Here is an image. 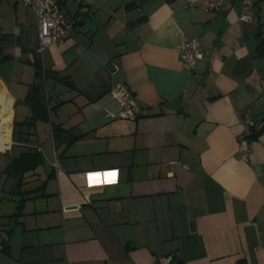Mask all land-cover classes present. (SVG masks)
<instances>
[{
    "label": "crops",
    "instance_id": "obj_1",
    "mask_svg": "<svg viewBox=\"0 0 264 264\" xmlns=\"http://www.w3.org/2000/svg\"><path fill=\"white\" fill-rule=\"evenodd\" d=\"M59 1L73 23L62 44L38 52L35 16L20 0L23 16L16 9L12 28L0 24L10 141L13 122L32 116L31 85H43L48 110L31 143L44 175L41 166L25 175L20 209L15 179L1 172L25 146L0 149V188L13 202L0 209V264H154L165 255L173 264H264V130L247 158L238 151L245 115L264 129V0L248 21L243 0L218 12L190 0ZM191 39L193 69L179 55ZM118 81L142 108L135 121L105 117L118 110ZM52 125L80 137L54 140ZM107 170L115 182L86 187L87 173Z\"/></svg>",
    "mask_w": 264,
    "mask_h": 264
},
{
    "label": "built area",
    "instance_id": "obj_2",
    "mask_svg": "<svg viewBox=\"0 0 264 264\" xmlns=\"http://www.w3.org/2000/svg\"><path fill=\"white\" fill-rule=\"evenodd\" d=\"M22 5L30 8L35 16L36 31L38 37V52H41L44 48L62 44L68 38L73 23L64 13L59 0H20ZM233 0H190L192 5L201 4V7L208 12H218L224 7L230 5ZM254 0H243L244 12L240 19L242 21H248L250 15L247 11L253 5ZM199 42L197 39L186 40L183 46L179 50L181 61L189 68L193 69L197 60L200 58V51L198 49ZM113 73L118 70L116 65H113ZM110 95L115 100L118 110L112 111L105 109V117L108 119H122L128 121H135L142 114V108L138 104L134 95L124 82H115L110 90ZM244 132L239 137L238 151L243 159L247 158L249 152V142L246 139V131L249 127L253 126V121L245 115L243 117ZM14 145L13 141H10L6 148H10ZM53 168L57 169L59 164L54 157L51 162ZM107 171L89 172L86 174V187L97 186L102 182H115L116 179L107 180L109 175ZM105 177V179H104ZM174 261L172 255H165L159 257L154 264H172Z\"/></svg>",
    "mask_w": 264,
    "mask_h": 264
},
{
    "label": "trees",
    "instance_id": "obj_3",
    "mask_svg": "<svg viewBox=\"0 0 264 264\" xmlns=\"http://www.w3.org/2000/svg\"><path fill=\"white\" fill-rule=\"evenodd\" d=\"M6 58L8 57H4L3 59ZM34 64L36 65L37 72L40 76L41 70L39 69V63L36 61ZM24 101L30 106L32 110V116L30 118L24 119L21 122H13L12 141L14 142V144H17L19 146L24 145L25 147L17 156H15L7 164V166L1 172L7 178L15 179L14 188L20 189L19 191H21L22 186L25 184V175L28 172H34L39 166L43 165L45 162V157L43 153L39 150L40 146H34V144L31 143L34 141L33 137L35 138L36 136V122L39 120L48 119V110L46 107L44 87L41 83L33 84L30 86ZM261 130L264 129H260L258 131L255 130V128L252 126L247 129L246 139L248 140L249 144L252 140L258 137V134ZM52 136L54 140H57L59 137H62V141H65L66 143H71L72 141L80 137L77 135H73L68 131H64L59 125H52ZM44 185L45 182H42L41 185L32 189L31 191H41V188L43 189ZM19 196H21V199L19 201L18 209L21 208V203L25 201L24 192L21 191L19 193ZM4 250H7V247L4 248ZM173 259L174 263L177 258L173 257Z\"/></svg>",
    "mask_w": 264,
    "mask_h": 264
},
{
    "label": "rangeland",
    "instance_id": "obj_4",
    "mask_svg": "<svg viewBox=\"0 0 264 264\" xmlns=\"http://www.w3.org/2000/svg\"><path fill=\"white\" fill-rule=\"evenodd\" d=\"M14 1L15 0H0V24H4L5 26H8L10 28H12L14 23H15V11H16V9L19 10L20 15H22V16L24 14L22 9L25 10V8H23V6L19 2H18V4L15 5ZM8 41L10 43V41H14V40H13V38H11V40H8ZM19 114L20 113H19V107H18L17 119L20 117ZM38 124H39V127H38V129H39V140H40V142L43 143V148H44L45 152L47 154H50V151H49L50 142H49L48 136H47V134L45 135V131H44L45 129L40 130L41 126L46 127L47 122L42 121L41 123H38ZM46 133H47V130H46ZM3 160H4V158H3ZM3 163H4V161L1 160L0 161V170L4 167ZM46 167L48 170L49 167L48 166H46ZM39 171L43 172V175H44V167L43 166L39 167ZM8 187L9 186L6 185L2 189L0 188V202H1V205H0L1 208L0 209L2 211L6 210L8 207L11 208L13 206L12 201L5 199V194H7L6 192L8 191ZM6 205H8V207Z\"/></svg>",
    "mask_w": 264,
    "mask_h": 264
},
{
    "label": "bare ground",
    "instance_id": "obj_5",
    "mask_svg": "<svg viewBox=\"0 0 264 264\" xmlns=\"http://www.w3.org/2000/svg\"><path fill=\"white\" fill-rule=\"evenodd\" d=\"M0 149H4L10 142L11 114L6 109L0 110Z\"/></svg>",
    "mask_w": 264,
    "mask_h": 264
},
{
    "label": "water",
    "instance_id": "obj_6",
    "mask_svg": "<svg viewBox=\"0 0 264 264\" xmlns=\"http://www.w3.org/2000/svg\"><path fill=\"white\" fill-rule=\"evenodd\" d=\"M2 109V106H1V104H0V110Z\"/></svg>",
    "mask_w": 264,
    "mask_h": 264
}]
</instances>
